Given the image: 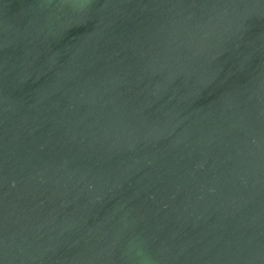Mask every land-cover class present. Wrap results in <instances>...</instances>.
I'll list each match as a JSON object with an SVG mask.
<instances>
[{
    "label": "water",
    "instance_id": "95a60500",
    "mask_svg": "<svg viewBox=\"0 0 264 264\" xmlns=\"http://www.w3.org/2000/svg\"><path fill=\"white\" fill-rule=\"evenodd\" d=\"M0 264H264V0H0Z\"/></svg>",
    "mask_w": 264,
    "mask_h": 264
}]
</instances>
